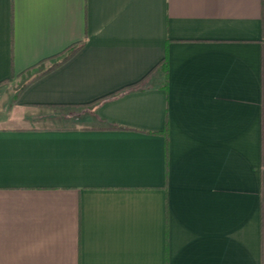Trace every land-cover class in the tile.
<instances>
[{"label":"crops","instance_id":"obj_1","mask_svg":"<svg viewBox=\"0 0 264 264\" xmlns=\"http://www.w3.org/2000/svg\"><path fill=\"white\" fill-rule=\"evenodd\" d=\"M0 264H264V0H0Z\"/></svg>","mask_w":264,"mask_h":264},{"label":"trees","instance_id":"obj_2","mask_svg":"<svg viewBox=\"0 0 264 264\" xmlns=\"http://www.w3.org/2000/svg\"><path fill=\"white\" fill-rule=\"evenodd\" d=\"M80 48H81V45H73L69 47L67 50H65L64 52L48 59V60H52L53 63L51 67L47 69L42 68L43 62L39 63L37 66L31 67L30 69L26 70L24 73L21 74V76H23V80L25 79L24 76L26 74H28L29 77L35 74V76L32 77V82L41 78L42 76L48 74L49 72L54 70L56 67H58L59 65L63 64L68 59H70ZM158 68H161L162 70H166L167 68L166 59H164L152 72L156 71ZM30 72H33V74H30Z\"/></svg>","mask_w":264,"mask_h":264},{"label":"rangeland","instance_id":"obj_3","mask_svg":"<svg viewBox=\"0 0 264 264\" xmlns=\"http://www.w3.org/2000/svg\"><path fill=\"white\" fill-rule=\"evenodd\" d=\"M24 82H25L24 80L20 79L19 81L10 82V83L5 84V86L2 87L3 94L13 95L14 93H16V91H18L21 88Z\"/></svg>","mask_w":264,"mask_h":264}]
</instances>
